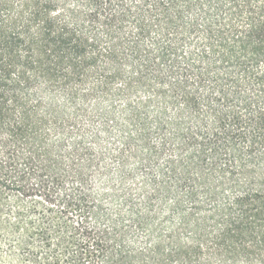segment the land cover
<instances>
[{"label":"trees","instance_id":"trees-1","mask_svg":"<svg viewBox=\"0 0 264 264\" xmlns=\"http://www.w3.org/2000/svg\"><path fill=\"white\" fill-rule=\"evenodd\" d=\"M178 1L0 0V214L15 215L6 228L21 234V246L46 248L35 261L124 259L105 230L85 225L88 181L99 172L93 149L102 147L81 119H98L101 133L110 132L111 120L145 140L152 99L131 97L153 79L163 82L166 51L145 42L153 31L178 28L184 9L194 8L187 0L176 8ZM230 3V28L205 21L209 52L199 67H180L176 81L185 153L180 225L190 231L180 264H264V0ZM124 141L123 153L152 149L135 146L132 136ZM187 201L190 210L182 207ZM75 214L78 220L65 219Z\"/></svg>","mask_w":264,"mask_h":264},{"label":"rangeland","instance_id":"rangeland-1","mask_svg":"<svg viewBox=\"0 0 264 264\" xmlns=\"http://www.w3.org/2000/svg\"><path fill=\"white\" fill-rule=\"evenodd\" d=\"M182 1L175 7L180 9ZM187 1L195 5L193 9H184L178 28L163 36L153 31L145 42L149 50L157 49L154 43L160 42L166 51L161 85L153 79L151 87L139 89L131 97L132 103L152 99L146 110L149 125L145 140L142 137L139 140L133 129L122 131L111 120L110 132L101 133L98 119L91 123L81 119L90 133L97 134L102 147L100 153L93 149L99 172L91 174L88 181L90 212H86L85 225L108 233L113 253L121 252L124 256L123 260L117 258L120 259L117 264H180V243L190 237V231L180 225V160L185 153L180 149V85L176 81L180 80V67L188 64L199 67V59L209 52V39L203 33L205 21H212L215 29L218 23L230 28V18L225 13L232 4L230 0ZM234 23L244 24L242 19H235ZM170 66L174 68L169 70ZM121 105L123 102L116 100L114 106ZM160 111L164 128L159 131L156 121ZM126 136L135 138V146L152 149L123 153ZM86 141L90 145L93 139L89 136ZM70 142L68 138L66 143ZM3 203L16 205L13 199ZM29 204L24 201L23 207ZM182 207L190 210L192 203L187 201ZM202 209L209 211L211 206L206 204ZM71 217L65 219L70 222L79 219L76 214ZM14 220L15 215L7 214L6 210L0 214V264H43L35 261L33 255L44 257L46 248L41 244L36 249L21 246V234L6 228ZM56 237L51 236L54 248ZM99 262L98 259L96 263Z\"/></svg>","mask_w":264,"mask_h":264}]
</instances>
